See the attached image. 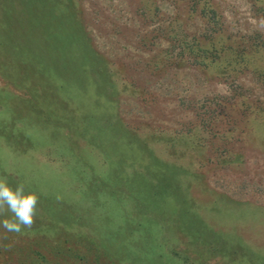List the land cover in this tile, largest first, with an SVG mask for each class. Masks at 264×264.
Masks as SVG:
<instances>
[{
  "label": "rangeland",
  "instance_id": "rangeland-1",
  "mask_svg": "<svg viewBox=\"0 0 264 264\" xmlns=\"http://www.w3.org/2000/svg\"><path fill=\"white\" fill-rule=\"evenodd\" d=\"M0 178V264H264V0H0Z\"/></svg>",
  "mask_w": 264,
  "mask_h": 264
},
{
  "label": "clouds",
  "instance_id": "clouds-1",
  "mask_svg": "<svg viewBox=\"0 0 264 264\" xmlns=\"http://www.w3.org/2000/svg\"><path fill=\"white\" fill-rule=\"evenodd\" d=\"M38 198L34 193L25 192L24 185L11 188L4 178H0V209L6 205L14 220H0L3 228L10 232H21L22 226L31 227Z\"/></svg>",
  "mask_w": 264,
  "mask_h": 264
}]
</instances>
